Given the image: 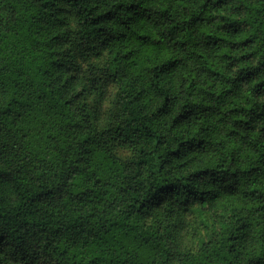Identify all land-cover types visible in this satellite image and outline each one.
Here are the masks:
<instances>
[{
  "label": "trees",
  "instance_id": "trees-1",
  "mask_svg": "<svg viewBox=\"0 0 264 264\" xmlns=\"http://www.w3.org/2000/svg\"><path fill=\"white\" fill-rule=\"evenodd\" d=\"M0 264H264V0H0Z\"/></svg>",
  "mask_w": 264,
  "mask_h": 264
}]
</instances>
